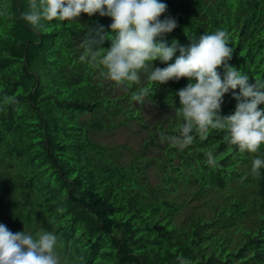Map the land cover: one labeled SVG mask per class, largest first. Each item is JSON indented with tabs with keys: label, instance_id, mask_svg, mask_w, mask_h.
Here are the masks:
<instances>
[{
	"label": "trees",
	"instance_id": "trees-1",
	"mask_svg": "<svg viewBox=\"0 0 264 264\" xmlns=\"http://www.w3.org/2000/svg\"><path fill=\"white\" fill-rule=\"evenodd\" d=\"M161 2L168 7L160 19L177 22L163 37L169 46L227 30L228 63L250 83L264 81V0ZM27 9L28 0H0V224L13 233L55 232L68 264H179L178 256L192 264H264V167L251 174L264 145L257 153L229 150L225 133L211 129L183 150L162 142L160 133L175 135L181 123L176 93L194 81L148 85L142 73L140 85L124 92L79 59L87 31L103 25L111 32L110 17L81 14L35 30L20 19ZM141 86L152 89L143 104L130 99ZM239 91L225 94L220 115L234 114ZM147 104L158 112L150 118ZM133 125L149 137L138 150L94 139ZM207 151L216 168L206 164ZM213 194L210 217L192 212L177 222L191 200Z\"/></svg>",
	"mask_w": 264,
	"mask_h": 264
},
{
	"label": "clouds",
	"instance_id": "clouds-1",
	"mask_svg": "<svg viewBox=\"0 0 264 264\" xmlns=\"http://www.w3.org/2000/svg\"><path fill=\"white\" fill-rule=\"evenodd\" d=\"M167 7L161 0H28V9L20 19L39 30L44 21H71L81 14L110 17L111 32L105 31L103 25L87 31L80 45L81 62L100 70L102 76L124 92L132 84L140 85L142 73L148 85L182 78L194 81L176 93L181 105L176 115L181 123L174 129L175 135L161 132L162 142L183 150L196 136L205 139L211 129L225 133L223 139L229 150L234 147L240 153H257L264 145V108L260 107L264 105V81L254 77L255 82L250 83L247 74L228 63L234 50L227 30L217 29L198 39L190 38L189 46L174 39L169 46L163 37L177 27V22L171 16L160 19ZM106 41H110V47H103ZM174 57V63H170ZM156 60L167 66H154ZM221 67L223 78L218 71ZM237 88L240 91L234 93V114L220 115L225 94ZM150 95L151 87L141 86L131 93L130 99L143 104ZM9 102L14 103L12 98L5 97L4 103ZM205 157L208 166H218V158L211 151L205 152ZM262 167L264 159L255 157L251 174L258 177ZM58 241L53 231L13 233L0 224V264H68L67 257L57 250ZM177 260L179 264H192L183 256Z\"/></svg>",
	"mask_w": 264,
	"mask_h": 264
},
{
	"label": "rangeland",
	"instance_id": "rangeland-1",
	"mask_svg": "<svg viewBox=\"0 0 264 264\" xmlns=\"http://www.w3.org/2000/svg\"><path fill=\"white\" fill-rule=\"evenodd\" d=\"M109 81V80H107ZM147 115L145 117L150 118L152 114L158 113L156 108L150 104H147ZM86 118H83L85 120ZM121 118L117 120L120 121ZM149 137L146 133L141 132L138 125H133L131 127L121 126L115 131H98L94 134V139L101 144L106 146H114V145H122V144H130L134 150L140 149L144 140H147ZM127 155H123V159L127 161ZM151 176L155 175V172L151 170ZM156 182V180H153ZM213 196V197H212ZM211 197H205L200 199L191 200V203L188 204L186 209L182 212L180 217L177 219V222L181 223L187 215L192 212L195 213H206L208 217L212 215V211H210V202L216 201L214 194ZM190 198H187V201ZM59 246L57 245V248Z\"/></svg>",
	"mask_w": 264,
	"mask_h": 264
}]
</instances>
